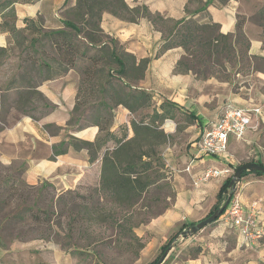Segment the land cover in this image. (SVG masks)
I'll return each instance as SVG.
<instances>
[{
  "label": "crops",
  "instance_id": "1",
  "mask_svg": "<svg viewBox=\"0 0 264 264\" xmlns=\"http://www.w3.org/2000/svg\"><path fill=\"white\" fill-rule=\"evenodd\" d=\"M125 1L131 7L146 5L151 13L180 20L187 17V4L190 0ZM76 2L18 0L14 4L17 26L24 28L26 20L32 19L46 30L64 28L65 12L75 6ZM196 7L197 3L189 6L191 11ZM194 18L201 23L208 20L218 23L224 34H235L238 21L242 22L249 40L248 55L238 56V63L231 67L227 78L212 76L203 79L193 72H177V63L185 49L176 46L161 52L163 31L148 17L130 21L105 12L101 21L104 32L116 38L118 46L135 56L137 63L142 58L149 59L144 77L138 84L132 85L151 92L158 105L164 100L174 102L190 122L186 129L191 136L189 152L179 154L180 157L176 158L184 160V164L178 168L175 160L171 162L176 192L173 202L151 221L135 229L136 234L146 242L141 250L140 263L141 260L151 263L157 258L161 246L185 224L206 218L219 203L218 193L237 166L247 162L264 165V0H211L206 12L195 14ZM2 21L1 13L0 23ZM9 37L8 32L0 31V46L7 47ZM237 46L242 45L238 42ZM82 76V69L76 66L63 74L42 80L37 89L50 106L39 119L26 114L15 118L8 115L4 119L0 98V168L4 170L3 179L8 184L6 187L12 188L15 178L30 188L48 191L59 197L68 190L99 185L104 149L98 159L91 160L87 147L76 148L68 142L70 135L94 142L100 132L99 125L92 122L84 124L85 120L69 125L78 100ZM229 105L246 108L262 106V113L254 117L253 126L244 139L229 136L226 153L218 156L203 154L199 145L202 129L217 121ZM11 111L15 109L11 108ZM146 111L152 113L153 105ZM115 113L112 129L118 132L121 126L128 125L129 136H133L131 119L135 115L122 105L116 108ZM45 125L52 127L47 128ZM163 127L166 130L172 126L164 122ZM62 142H67V150L55 154V146L62 148ZM188 166L190 169L186 170ZM209 167L231 168L232 171L228 176L212 178L196 186L194 179ZM235 193L241 198L245 216L256 209V222L264 230V176L256 172L246 173ZM6 203L4 198L0 200V206ZM14 219L6 213L0 215V241L6 239L11 225L16 226L13 225ZM13 237L14 241L8 242L6 239L0 244V258L23 251L31 254L35 247L40 249L35 252L34 259L37 260L25 264H77L73 260L63 262L62 252L54 243L45 245L42 240L40 243L23 240L21 233ZM49 256L53 262L48 261ZM163 264H264V235L248 242L239 228L226 222L222 215L197 234L179 240Z\"/></svg>",
  "mask_w": 264,
  "mask_h": 264
},
{
  "label": "trees",
  "instance_id": "2",
  "mask_svg": "<svg viewBox=\"0 0 264 264\" xmlns=\"http://www.w3.org/2000/svg\"><path fill=\"white\" fill-rule=\"evenodd\" d=\"M17 1L0 0V14L2 13L3 17L0 31H6L10 35L9 45L0 46V68L15 45L19 44L30 49L42 39L38 35L49 39L57 52V56L52 59L54 62L45 58L37 60L35 56L27 52L26 61L31 62L32 67L42 72L41 81L80 66L83 76L69 125L91 119V116L90 118L86 116L85 111L93 109L92 123L99 125L100 132L94 142L81 140L73 135L69 136L68 142L76 148L87 147L91 160L98 159L99 153L104 149L101 156L100 182L92 189H95L102 198H108L121 207L127 209L136 207L159 181L157 176L160 173L158 174V170L153 171V168L156 161L160 165L163 164V158L159 156V148L170 138L163 124L168 118L175 119L176 110L184 111L174 102L164 100L158 107H154L152 113L146 111L140 117H136L135 114L138 111L151 108L153 94L143 88L134 87L129 81V75L133 71L136 73L135 79L141 80L149 59L142 58L137 63L135 56L122 48L119 49V41L105 33L101 27L103 14L109 12L130 21L148 17L163 31L164 42L160 48L161 52L176 46H182L185 49V53L177 63L176 71L193 72L203 79L212 76L227 78L231 67L238 63V56L248 55L249 40L243 30L242 22L238 21L235 34H224L220 31L218 23L212 20L201 23L199 19L194 18L195 14L206 12L211 0H190L187 4V17L180 20H172L161 14L151 13L146 5L131 7L125 0H77L76 5L65 12L64 28L46 30L36 25L32 19L26 20V27L19 28L14 8ZM192 3H197L193 11L189 8ZM238 42L241 43V47L237 46ZM26 43L28 45H25ZM20 78L25 79L26 74ZM14 81L12 80V83ZM11 87L10 85L9 88ZM37 87L35 82L19 86L26 89L21 93L22 96L29 100H32V95L39 96L46 107H49L50 104ZM88 96L94 99L88 101ZM119 105L128 108L135 115L131 120L133 136H129L128 125L121 126L118 132L112 129L115 111ZM45 127L51 128L52 125H45ZM66 144L67 142H62V148L55 146V154L65 152ZM152 172L156 173L155 177L152 176ZM248 172L244 171L242 176ZM255 172L264 176L260 171ZM231 178L232 176L222 185L218 193L219 203L207 216L226 200L225 190ZM10 190L15 188L12 187ZM81 198L88 203L94 196L83 195ZM127 223H130V219L117 222L122 232L120 234L125 237L130 236L131 240L140 242L143 247L144 238L136 234L132 223L129 225ZM193 224L195 223L185 224L173 234L161 246L160 254L150 264H156L179 233Z\"/></svg>",
  "mask_w": 264,
  "mask_h": 264
},
{
  "label": "rangeland",
  "instance_id": "3",
  "mask_svg": "<svg viewBox=\"0 0 264 264\" xmlns=\"http://www.w3.org/2000/svg\"><path fill=\"white\" fill-rule=\"evenodd\" d=\"M38 37L42 39L30 49L19 44L15 45L0 68V98L4 119L8 115L15 118L20 114L39 118L47 112V107L39 96L32 95V100H29L21 95L26 89L19 88L34 82L38 85L43 78L42 72L32 67L31 62L26 61L27 52L35 56L37 60L45 58L52 61L57 56L49 39L41 35ZM118 48L121 49L119 46ZM115 68L118 67L115 66ZM25 74V79L20 78ZM135 75V72H130L131 84L139 83ZM12 80L15 81L12 83ZM10 85L11 88H9ZM93 99L94 97L88 96L87 100ZM155 106L159 105L153 99V109ZM11 108L15 111H11ZM85 112H87L86 116H91V119L86 120L84 124L91 123L94 110L89 109ZM144 112L146 109L138 111L135 115L140 117ZM165 122L172 127L166 130L164 128L165 132L168 131L167 133L170 134V138L159 148V156L163 158V164L160 165L156 161L153 168V171L158 170V174L160 173L157 176L159 181L151 188L146 198L132 209L121 207L108 198H102L92 188L67 192L59 198L51 192L30 188L14 178L15 184L12 187L15 190H10L5 186H8L7 180L4 181V170L0 168V200L2 198L7 200L6 205L0 206V215L6 213L13 216L15 218L13 225H16L15 227L11 225L6 235L8 242L14 241L13 236H19L21 233L23 240L38 243L43 241L45 245L54 243L62 252L63 262L73 260L77 264H150L139 261L141 250L144 249L146 242L142 241L144 243L142 247L140 242L131 240L130 236L125 237L120 234L122 232L117 222L130 219L135 229H139L141 225H145L170 206L175 198L174 170L171 162L175 160L178 168L184 164V160H176V158L180 157L179 154L189 152L191 136L186 129L190 122L188 117L178 110H176L175 119L168 118ZM155 175L156 173L152 172V176L155 177ZM83 195L88 197L92 195L94 198L85 203L81 198ZM6 239H1L0 244H3ZM34 248L31 254L23 251L19 254L6 255V258H0V264H8L6 262L9 261L15 262L14 264L35 261L37 260L34 259L35 252H39L40 249ZM48 261L53 262L51 256Z\"/></svg>",
  "mask_w": 264,
  "mask_h": 264
},
{
  "label": "built area",
  "instance_id": "4",
  "mask_svg": "<svg viewBox=\"0 0 264 264\" xmlns=\"http://www.w3.org/2000/svg\"><path fill=\"white\" fill-rule=\"evenodd\" d=\"M261 113L262 106L247 108L226 106L217 121L209 123L202 129L200 151L212 156L226 153L229 136L234 135L237 139H244L248 130L253 126L254 117ZM189 169V166L186 167V170ZM231 171V168H206L194 179V184L200 186L212 178L228 176ZM255 213H257L256 209L253 213L245 216L241 198L239 194L235 193L223 215L226 222L239 228L245 240L254 241L264 235L263 228L259 227L256 222Z\"/></svg>",
  "mask_w": 264,
  "mask_h": 264
},
{
  "label": "water",
  "instance_id": "5",
  "mask_svg": "<svg viewBox=\"0 0 264 264\" xmlns=\"http://www.w3.org/2000/svg\"><path fill=\"white\" fill-rule=\"evenodd\" d=\"M244 171H249V172H255V171H260L264 174V165L260 164L258 162H247L243 163L239 166L236 167L232 178L230 180L228 188L225 190V194L227 195L226 200L220 204L217 209L209 216L206 218L196 222L195 224L183 229L179 235L175 238L173 243L167 248V250L160 256L156 264H163L165 261L167 255L173 249L179 240L185 239L189 236L197 234L200 230H202L204 227L207 225L211 224L212 222L218 220L220 216L223 214V212L228 208L229 203L231 201V198L236 192L237 186L240 183L242 179V174Z\"/></svg>",
  "mask_w": 264,
  "mask_h": 264
}]
</instances>
